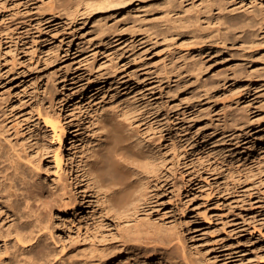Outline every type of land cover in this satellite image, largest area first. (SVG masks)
<instances>
[{
    "label": "rangeland",
    "instance_id": "rangeland-1",
    "mask_svg": "<svg viewBox=\"0 0 264 264\" xmlns=\"http://www.w3.org/2000/svg\"><path fill=\"white\" fill-rule=\"evenodd\" d=\"M174 1L85 10L79 0H0L1 144L55 200L56 247L73 250V258L142 225V235L164 234L166 243L145 253L129 244V264H182L177 253L194 264H264V86L241 102L245 120L231 130L223 125L222 93L215 103L161 83L178 54L156 21ZM248 3L264 10V0ZM203 60L208 82L221 81L235 63L215 52ZM180 108L185 121L175 115ZM44 111L67 129L61 145L38 117ZM121 122L123 138L110 157L129 173L127 206L148 188L128 220L108 213L83 176L82 157ZM59 146L67 159L61 170ZM148 159L155 172L143 168ZM59 174L73 185L76 203L68 208L55 189Z\"/></svg>",
    "mask_w": 264,
    "mask_h": 264
},
{
    "label": "bare ground",
    "instance_id": "bare-ground-1",
    "mask_svg": "<svg viewBox=\"0 0 264 264\" xmlns=\"http://www.w3.org/2000/svg\"><path fill=\"white\" fill-rule=\"evenodd\" d=\"M128 1L79 0L77 6L85 4V10H89ZM246 1L175 0L172 5L163 6L161 17L156 21L163 27L161 30L165 40L170 42L169 47H174L178 54L174 64L163 70L160 82L164 81L167 87L174 83V90L178 92L190 89L198 98L206 97L215 103L218 101L214 98L215 92L222 93L223 125L231 130L245 120L243 113L246 110L242 111L244 117L240 114L241 102L264 86V10L260 6L246 4ZM209 52L224 54L226 62H235L233 67L225 70L224 78L219 82H208V78H202L208 70L203 58ZM167 95H171L170 89ZM174 112L185 121V110L180 108ZM39 113L38 117L43 118L44 125L61 145L68 138V131L60 118L47 111ZM122 127H126L124 122L110 126L102 144L82 157L83 176L102 197L108 213L128 220L142 210L140 202L147 197L148 188L144 184L133 205L127 206L133 188L129 183V173L121 172L122 165L111 161L110 157L123 138ZM1 130L0 127V136ZM55 160L59 170L66 165L62 146L55 153ZM22 161L23 158L6 150L0 141V264H129V244L142 246L145 253L153 252L154 246L147 247L150 244L166 243L164 234L156 237L152 233L142 235L140 225L135 226L133 233L129 229L117 241L93 245L94 248L82 251L78 259L73 258L76 256L72 255L73 250L65 252L66 246L56 247L58 242L52 222L55 200L49 198V192L33 179ZM146 165L155 172L151 160L148 159L143 168ZM66 180L60 174L55 179V189L63 200L64 208L76 203L73 185ZM141 181L142 178H138L135 184ZM178 234L183 237L182 231ZM177 257L182 264H194L181 254L177 253Z\"/></svg>",
    "mask_w": 264,
    "mask_h": 264
}]
</instances>
